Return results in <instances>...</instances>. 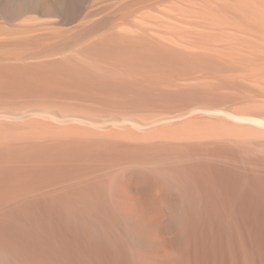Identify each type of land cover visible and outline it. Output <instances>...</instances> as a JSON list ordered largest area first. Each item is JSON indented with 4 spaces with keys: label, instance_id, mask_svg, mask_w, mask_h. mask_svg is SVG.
Segmentation results:
<instances>
[{
    "label": "bare ground",
    "instance_id": "obj_1",
    "mask_svg": "<svg viewBox=\"0 0 264 264\" xmlns=\"http://www.w3.org/2000/svg\"><path fill=\"white\" fill-rule=\"evenodd\" d=\"M0 264H264V0H0Z\"/></svg>",
    "mask_w": 264,
    "mask_h": 264
}]
</instances>
